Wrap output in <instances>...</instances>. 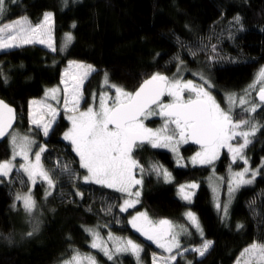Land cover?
Here are the masks:
<instances>
[{
  "label": "trees",
  "instance_id": "obj_1",
  "mask_svg": "<svg viewBox=\"0 0 264 264\" xmlns=\"http://www.w3.org/2000/svg\"><path fill=\"white\" fill-rule=\"evenodd\" d=\"M46 11L54 12L56 53L42 45L24 46L9 50L7 54L0 52V65L3 66L0 71L9 78L5 85L0 77V98L14 106L23 120L28 113V102L41 96L47 87L59 83L61 72L70 59L90 63L97 70L85 85L89 98L92 90L101 89L105 71L110 82L130 91L138 88L143 79L155 72L173 74L177 68L172 58L178 52L188 69L204 71L215 85L214 93L219 95L241 90L264 65V0H69L67 8H62V0H21L20 5L11 8L6 20L27 15L32 22H36ZM236 15L242 17L245 30L235 32L233 27V41L227 38L225 29ZM68 32L72 33L74 40L65 49L61 40ZM176 36L198 53L195 61L186 49L178 47ZM200 37L205 38V43L216 44L220 56L230 57L236 62L225 60L210 66L206 64L205 52L197 47ZM208 55H211L210 51ZM184 74L193 77L190 71ZM258 119L264 125V112L258 114ZM58 124L53 126L55 131L49 137L39 135L48 149L42 160L48 168L52 167V161L57 157L70 161L72 167L83 175L75 163L78 157L67 147L68 142L62 139V133L69 126L62 112ZM247 151L254 166H257L264 156V131L258 132ZM8 156L10 149L5 141L0 144V159ZM155 156L170 166L175 181L164 183L148 174L147 188L135 209L126 213H120L118 207L112 209L115 217L121 220L119 224L113 222V215H105L101 211L105 201L114 205L122 202L114 190L81 182L77 187L84 193V198L80 199L72 195L75 189L66 178L60 177L57 190L46 202L43 198L45 186L39 183L34 187L33 192L43 215L39 216V232L28 237L25 233L30 229L25 223L22 205L17 204L20 211L11 208L15 193L25 188L27 182L24 186L19 181L11 185L0 184V264H55L70 257L72 249L92 252L101 264H112L98 250L90 247L92 238L85 229L94 228L97 223L109 225L100 229L105 238L111 230L113 234L130 235L140 242L143 264H152V253L161 251L126 223L129 214L140 208L147 209L156 218L174 219L186 224L185 209L194 208L200 218L204 238L214 243L204 257L185 253L183 257H177V264H186V261H192V264H235L243 248L253 241L264 242V173L257 176L253 186L237 192L228 210V219L222 220L223 216L213 205L208 185L201 184L190 205L176 195L175 184L200 176L204 181L210 172L209 167L186 169L175 166L171 156L163 151H157ZM61 187L63 197L60 195ZM254 198L256 203L253 207L259 213L255 216L249 208V201ZM89 207L91 212L87 211ZM237 224H242L243 229L237 231ZM191 233V236L198 234L193 230ZM9 234L12 236L11 244L4 238ZM193 242L197 244L201 238L196 236ZM121 264L136 262L132 256L125 255Z\"/></svg>",
  "mask_w": 264,
  "mask_h": 264
},
{
  "label": "snow or ice",
  "instance_id": "obj_2",
  "mask_svg": "<svg viewBox=\"0 0 264 264\" xmlns=\"http://www.w3.org/2000/svg\"><path fill=\"white\" fill-rule=\"evenodd\" d=\"M20 2L21 0H0V52L7 54L9 50L24 46L44 45L52 53H56L52 12L43 13L42 19L35 23L27 15L3 22L11 8L20 5ZM68 4L69 0H62V8H67ZM233 27L235 32L245 30L240 15L234 16L225 29L227 38L234 41ZM73 40L71 32L65 33L63 47L66 49ZM175 40L178 47L186 49L188 55L195 61L198 53L192 46L181 41L178 36ZM204 41L205 38L200 37L197 47L205 52L207 57L205 63L209 66L225 60L236 62L230 57L220 56L216 44ZM209 51L211 55H208ZM172 59L176 63V74L169 77L161 72H155L143 79L134 91L111 83L105 71L103 86L98 96V107L96 92L90 94L91 102L84 95V84L97 71L96 68L91 64L69 60L60 77L62 88L56 86L45 89L43 98L28 102L29 123L45 138L54 133V125L59 126L58 117L63 111L70 122V127L62 133V139L68 142L67 147L78 157L75 163L83 171V175L72 167V162L61 160L59 157L52 161L51 168L46 167L42 155L48 151L47 145L38 143L31 135H21L18 131H12L17 119L16 109L0 99V140L6 138L10 148V159L0 161V184L11 185L19 181L21 186H24L23 177L27 178L29 191L23 194L17 191L11 205L13 211H20L17 204L22 205L25 223L30 229L25 233L26 236L32 237L40 230L39 216L43 215V210L32 191L38 180L41 184H46L43 197L45 202L57 190L60 177L66 178L75 189L72 195L80 199L84 198V193L77 187L81 182L114 190L122 202L114 205L105 201L101 211L105 215H113V222L119 224L121 220L115 217L112 209L118 207L120 213H126L129 209L136 208L141 202L146 172L155 175L158 181L173 182L172 173L163 165L151 164L146 169L135 158V152L146 145L152 149H168L176 157L178 166L184 167L185 165L179 163L183 159L179 148L190 141L199 146L195 155L190 157L191 163L193 166L206 165L210 168L212 172L208 178L210 186L215 177V162L220 159L222 150L226 149L227 155L231 157L228 166V199L222 204L214 195V206L224 214L222 220L228 219V209L235 194L242 188L253 186L257 176L264 173V158L256 168H253L246 155V150L254 142L256 134L264 131V125L256 119L258 110L264 111V65L257 69L253 82L243 89L242 93L225 92L222 106L213 95L215 85L204 71L188 69L179 52ZM2 67L0 65V69ZM185 71H190L194 79H184ZM0 77L7 85L8 76L0 71ZM196 80L199 83L195 82ZM113 89L114 95L110 96L109 92ZM61 99L62 109L58 107ZM49 101H54L57 107ZM82 101L88 104L84 110H81ZM151 117L161 118L162 123L159 127L151 128L146 125L145 121ZM18 156L21 161L16 163ZM238 161L242 162V167L238 171H233L232 165ZM197 188L199 184L196 182L181 184L177 194L183 201L191 202ZM218 191L219 188L214 186V194ZM60 195L61 197L64 195L62 187ZM255 203V198L249 201V208L254 216L259 215L253 207ZM87 211L91 212V207ZM129 215L130 219H127L126 223L147 241L163 250V254L159 256L155 252L152 253V264H177V256L183 257L189 251L202 258L214 243L204 238L198 218L191 211L186 213V217L202 241L199 246L191 248L181 243L182 235H191L183 226L177 229L167 219L153 222L146 211H136L134 215L131 213ZM101 227L109 225L102 226L97 223L94 228L85 229L92 238L90 244L92 249L98 250L112 264H121L124 255L132 256L136 264H143L141 255L143 248L140 244L132 239L117 237L111 230L105 240L100 232ZM243 227L242 224L236 225L237 231ZM4 238L8 243H12L11 234ZM61 264H98V261L90 253L72 249L71 256L63 259ZM186 264H192V261H186ZM235 264H264V242L253 241L243 248Z\"/></svg>",
  "mask_w": 264,
  "mask_h": 264
},
{
  "label": "rangeland",
  "instance_id": "obj_3",
  "mask_svg": "<svg viewBox=\"0 0 264 264\" xmlns=\"http://www.w3.org/2000/svg\"><path fill=\"white\" fill-rule=\"evenodd\" d=\"M46 12H52L53 14H54V12L53 11H46ZM18 18V17H17ZM13 19H16V18H13ZM53 19H54V17H53ZM3 22H8V20H5V21H3ZM33 23H35V22H33ZM54 38H55V42H56V31H55V21H54ZM63 41H64V37L62 38V40H61V42H62V48H64L63 47ZM43 47H45L44 45H42ZM56 47H57V42H56ZM70 60H73V59H70ZM69 61V60H68ZM68 61H67V65H65L64 66V68H63V70H62V72H61V74L63 73V71H64V69L68 66ZM75 61H79V62H83V63H86V62H84V61H81V60H75ZM86 64H88V63H86ZM90 64V63H89ZM92 65V64H91ZM163 74V73H162ZM165 74V73H164ZM174 74H176V71L173 73V74H171V75H167V74H165V75H167V76H169V77H172ZM184 79H194L193 77H191L190 75H187V74H184ZM87 82V81H86ZM86 82H85V84H84V95H85V98L86 99H89V102H91L90 101V98H89V96L86 94V92H85V85H86ZM195 82H197V83H199V81L198 80H196ZM253 82V79L249 82V84H247L246 86H244L241 90H239V91H228V92H234V93H242V90L243 89H245L248 85H250L251 83ZM101 86H100V88L102 89V86H103V80L101 81ZM111 83H113V84H116L115 82H112L111 81ZM116 85H118V84H116ZM56 86H60L61 88H62V85L60 84V81H59V83L56 85ZM56 86H51V87H47V89H49V88H52V87H56ZM123 87V86H122ZM123 88H125V87H123ZM101 89L99 90H96V91H94V90H92L91 91V93L94 91V92H96L97 93V101H96V106L98 107V96H99V93H100V91H101ZM126 89V88H125ZM127 90V89H126ZM128 91H130V90H128ZM45 92V91H44ZM62 95H63V93L61 92L60 93V96L62 97ZM109 95L110 96H113L114 95V89L113 90H111L110 92H109ZM213 95L216 97V99H217V101H218V99H220V100H222L223 101V103H224V100H223V96H221L220 97V95L219 94H215L214 93V91H213ZM43 96H44V93L41 95V96H39V97H37V98H33V99H41V98H43ZM32 100V99H31ZM50 103H53V106L54 107H57V105H56V103L54 102V101H49ZM165 102H167V100L165 101ZM59 108H63V102H62V99H61V103H60V105L58 106ZM88 107V104H85L83 101L81 102V110H84V109H86ZM62 113H63V111H61ZM18 116V115H17ZM18 118H19V120H20V123H18L17 124V126L14 128V130L13 131H18L21 135H25V134H28V135H31L33 138H35L36 140H37V142L38 143H40V144H46L42 139H40L39 137V135L40 134H38L36 131H35V126L34 125H31L30 123H29V120H28V116L26 115V119L25 120H23V118L22 117H20V115L18 116ZM58 119H59V117H58ZM257 120H258V118H256ZM68 127H70V122H69V126H67V128ZM67 130V129H66ZM65 130V131H66ZM9 146V145H8ZM184 146V144H182L181 146H180V148H179V153H180V156L181 157H183V159H181L180 160V164L181 165H185L184 167H194L193 165H192V163H191V159H190V157H192L193 155H195V153H193L192 155L191 154H186L185 153V151H183V149H182V147ZM10 149V148H9ZM35 150V149H34ZM160 150H162V151H167L168 149H152L151 150V148H149V151L145 154L146 155V160L145 159H143L142 157H141V159H140V162L144 165V166H147L146 167V169L149 167V165H151V164H161V165H163L164 166V168H166L168 171H170L171 173H172V177H173V182L175 181V175H174V173H173V170L170 168V167H168L167 165H165V163H162L161 162V160L157 157V156H155V153L157 152V151H160ZM169 151V150H168ZM170 152V156H171V158L173 159V163H174V165L175 166H177L178 167V164H177V162H176V157L174 156V154L171 152V151H169ZM227 154V153H226ZM43 156V155H42ZM228 158H229V160H231V157L228 155ZM6 159H10V156H8L7 158H5V159H0V161H3V160H6ZM21 161V158L18 156L17 158H16V163H19ZM142 161H144V162H142ZM195 166H200V165H195ZM201 166H203V165H201ZM205 166V165H204ZM240 167H242V162H240V161H238L236 164H234L233 166H232V169H233V171H238V170H240ZM253 168H256V167H253ZM14 172H15V170H14ZM13 172V178L15 179V177H14V173ZM216 173H218V174H216ZM148 174V173H147ZM208 175L206 176V179L204 180V181H202V180H200V181H198V179H193V178H191L190 180H188V178H186V179H183V180H181V181H179V183H177V184H175L176 186H177V189H178V187H179V185H181V184H185V185H187V184H190L191 182H196L197 184H199V185H201V184H206V185H208L209 186V190H210V192H211V195H212V202H213V205H214V195H215V197L216 198H218L219 199V201L223 204L227 199H228V192H227V185H228V179H229V171L228 170H221V171H219V172H215V177L213 178V180H212V182H211V186H210V184H209V180H208V178H209V176H211L212 175V172H209V173H207ZM155 176V175H154ZM198 177V176H197ZM216 177H223L224 179L223 180H218V179H216ZM26 178V177H25ZM26 182H27V178H26V180H25ZM161 181V180H160ZM163 182V181H162ZM172 182V183H173ZM39 183H41L39 180L37 181V184H39ZM36 184V185H37ZM169 184V183H168ZM35 185V186H36ZM44 186H45V188H46V184H43ZM34 186V187H35ZM218 187L219 188V191L216 193V194H214V192H213V187ZM33 189L34 188H32V191H33ZM177 189H176V195H177V197H179V195L177 194ZM19 192H21L22 194L23 193H26V192H28L29 191V187H28V183H27V186L25 187V188H22V189H20V190H18ZM143 191V190H142ZM196 191V190H195ZM34 193V192H33ZM236 195H237V193L235 194V197H236ZM35 196V195H34ZM180 198V197H179ZM35 199H36V197H35ZM235 199V198H234ZM233 199V200H234ZM233 200L231 201V204L233 203ZM141 201H142V198H141ZM185 202H187V201H185ZM141 203V202H140ZM139 203V204H140ZM189 205L191 204V202H187ZM230 204V207L232 206ZM138 206V204L136 205V207ZM229 207V208H230ZM130 210V209H129ZM229 210V209H228ZM138 211H146L147 212V214H148V217L153 221V222H158L159 220H161V218L159 217V218H156V217H154L153 215H151V213L147 210V209H144V208H140V209H138ZM189 211H191V212H193V213H195L196 214V216H197V218H198V221H199V223H200V225H201V221H200V218L198 217V215H197V213L195 212V210H194V208L193 207H187L186 209H185V218L187 219V217H186V213L187 212H189ZM136 213V211H134V212H132L131 214L132 215H134ZM219 213H220V215L221 216H223L224 214H223V212H221V211H219ZM128 219H130V215H129V217H128ZM170 221L172 222V224L174 225V226H176V228L178 229L180 226H183L184 228H186L187 230H188V232H190L191 233V231L193 230V233H197V231H196V229L194 228V226H192V223H191V221H189L188 219H187V224L186 223H184V222H178L177 220H174V219H170ZM201 227H202V225H201ZM133 229V228H132ZM202 229H203V227H202ZM133 230H135V229H133ZM136 231V230H135ZM115 236H117V237H121V238H124V239H132L133 241H135L136 243H138V244H140V242H138V241H136L134 238H132L130 235L128 236V237H125V236H123V235H121V234H114ZM191 235H192V233H191ZM188 236V235H182L181 236V243H182V245L183 246H185V247H189V248H191V247H194V246H199L200 245V243L202 242H198L197 244H195L194 242L192 243V241L194 240L195 241V237L196 236H199L198 234L196 235V234H194L193 236ZM200 237V236H199ZM145 238V237H144ZM104 239L105 240H107V237L105 238L104 237ZM146 239V238H145ZM206 239H208V240H211V239H209V238H206ZM213 241V240H212ZM109 244H111V242H109ZM141 245V244H140ZM211 249V248H210ZM209 249V250H210ZM208 250V251H209ZM80 251V250H79ZM159 251H161V253L160 252H156V254L159 256V255H161V254H163V250L162 249H159ZM81 253H85V252H83V251H80ZM86 253H90V254H92V255H94L95 257H96V259H97V261H98V264H101L100 262H99V260H98V257L95 255V254H93L92 252H86ZM187 253H193V252H191V251H189V252H187ZM125 256V255H124ZM123 256V257H124ZM197 256H198V258H201V257H199V255L197 254ZM178 257V256H177ZM239 257V256H238ZM237 257V258H238ZM69 257H65L64 259H68ZM242 259V258H241ZM63 259H60L57 263H55V264H61V261H62ZM151 263H152V255H151V261H150Z\"/></svg>",
  "mask_w": 264,
  "mask_h": 264
},
{
  "label": "flooded vegetation",
  "instance_id": "obj_4",
  "mask_svg": "<svg viewBox=\"0 0 264 264\" xmlns=\"http://www.w3.org/2000/svg\"><path fill=\"white\" fill-rule=\"evenodd\" d=\"M223 94L224 93H220V95H222L223 96ZM218 102H220L221 103V105L222 106H224V103H223V101L222 100H220V99H218ZM261 112H264V111H261V110H258V112H257V114H256V118H258V114H260ZM17 118H18V116H17ZM258 121L260 122V119H258ZM18 123H20V120H19V118H18V120H17V123H16V125H15V127L17 126V124ZM145 123H146V125L148 126V127H151V128H157V127H159L160 126V124L162 123V120H161V118H159V117H151V118H149V120H147V121H145ZM261 123V122H260ZM14 127V128H15ZM14 128H13V130H14ZM12 130V131H13ZM258 135V133L256 134V136ZM149 148H151L150 146H145L143 149H138L136 152H135V158L140 162V159H141V157L143 158V159H145L146 160V153L149 151ZM182 149H183V151H185V153L186 154H193V153H195L196 151H198L199 150V147H197V146H195L194 144H192V143H188V144H184V146L182 147ZM151 150H152V148H151ZM160 151H162V150H160ZM164 153H166V154H169L170 155V152L167 150V151H163ZM227 153V150L225 149V150H222V153H221V156H220V159L219 160H217L216 162H215V172H219V171H221V170H228V166H229V163H230V160H229V158H228V155L226 154ZM156 154V153H155ZM246 155H247V157L249 158V160H250V163H251V166L252 167H257V166H254V164L252 163V161H251V157L248 155V151L246 150ZM263 158H264V156H263ZM141 163V162H140ZM142 164V163H141ZM143 165V164H142ZM234 165V164H233ZM232 165V166H233ZM168 167H170V166H168ZM206 167H208V166H194V167H189V168H191L192 170H194V169H197V168H203V169H206ZM184 168H186V169H189L188 167H184ZM221 169V170H220ZM209 171L211 172V170L209 169ZM216 174H218V173H216ZM148 174H147V172L145 173V175H144V184H143V191H142V194H143V192L146 190V184H147V180H148ZM203 179V177H198V181H200V180H202ZM201 187V185H199V188ZM199 188H197L196 189V191H195V194H196V192H197V190L199 189ZM195 194H194V196L192 197V200H191V203L194 201V199H195Z\"/></svg>",
  "mask_w": 264,
  "mask_h": 264
},
{
  "label": "water",
  "instance_id": "obj_5",
  "mask_svg": "<svg viewBox=\"0 0 264 264\" xmlns=\"http://www.w3.org/2000/svg\"><path fill=\"white\" fill-rule=\"evenodd\" d=\"M0 99H2V100H4L6 103H8L10 106H12L6 99H3V98H0ZM13 108H14V106H12ZM16 109V108H15ZM16 115H17V109H16ZM17 120H18V118L16 119V122L14 123V125H13V128L15 127V125H16V123H17ZM13 130V129H12ZM6 141V138L4 139V140H0V144H2L3 142H5ZM190 143H192L191 141H190ZM192 144H194V143H192ZM195 145V144H194ZM195 146H197V147H199L198 145H195Z\"/></svg>",
  "mask_w": 264,
  "mask_h": 264
}]
</instances>
